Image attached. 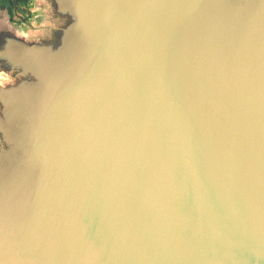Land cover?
<instances>
[{
	"label": "water",
	"instance_id": "water-1",
	"mask_svg": "<svg viewBox=\"0 0 264 264\" xmlns=\"http://www.w3.org/2000/svg\"><path fill=\"white\" fill-rule=\"evenodd\" d=\"M52 3L0 23V264H264V0Z\"/></svg>",
	"mask_w": 264,
	"mask_h": 264
},
{
	"label": "clouds",
	"instance_id": "clouds-1",
	"mask_svg": "<svg viewBox=\"0 0 264 264\" xmlns=\"http://www.w3.org/2000/svg\"><path fill=\"white\" fill-rule=\"evenodd\" d=\"M26 7L30 15L27 17L26 23L10 24L8 22L7 16H5L3 21H0L5 25L8 30L12 33V36L16 40L22 41L24 44H27L29 48H34L32 45L41 44L42 40L54 41V33L60 31L62 28L69 25V19L66 16L57 15L56 8L52 3V0H46L45 3H41L40 0H30L27 5H22ZM52 14L55 16V22L51 24V31L43 32L41 29L48 24V15ZM44 18V23L37 25V18ZM32 25L35 27H29ZM14 29V31H13ZM3 49V51H5ZM18 81H20L18 85ZM24 83V74L16 73L14 71L6 70L3 67H0V91L7 92L10 89H15L18 86ZM0 112H4V104L0 103Z\"/></svg>",
	"mask_w": 264,
	"mask_h": 264
},
{
	"label": "crops",
	"instance_id": "crops-1",
	"mask_svg": "<svg viewBox=\"0 0 264 264\" xmlns=\"http://www.w3.org/2000/svg\"><path fill=\"white\" fill-rule=\"evenodd\" d=\"M30 0H0V8H4V4H6V8L8 9L9 15L11 17V21L14 24L18 23H26L27 17L30 13H22L20 4L27 5ZM16 11V18H13V11Z\"/></svg>",
	"mask_w": 264,
	"mask_h": 264
},
{
	"label": "flooded vegetation",
	"instance_id": "flooded-vegetation-1",
	"mask_svg": "<svg viewBox=\"0 0 264 264\" xmlns=\"http://www.w3.org/2000/svg\"><path fill=\"white\" fill-rule=\"evenodd\" d=\"M20 1H22V0H20ZM22 5H24V4H20V6H21V11H22V13H28V9L26 8V7H22ZM16 11L14 10L13 11V18H16V13H15Z\"/></svg>",
	"mask_w": 264,
	"mask_h": 264
}]
</instances>
